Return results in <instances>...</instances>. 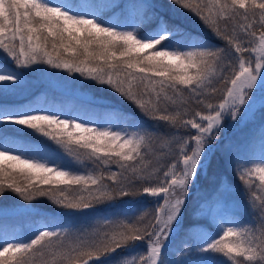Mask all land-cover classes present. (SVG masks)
Listing matches in <instances>:
<instances>
[{
    "label": "snow or ice",
    "instance_id": "1",
    "mask_svg": "<svg viewBox=\"0 0 264 264\" xmlns=\"http://www.w3.org/2000/svg\"><path fill=\"white\" fill-rule=\"evenodd\" d=\"M118 7L0 0V59L13 65L0 62V97L21 83L24 70L47 65L106 87L139 114L113 108L97 125L76 114L0 99V196L47 198L61 210L26 240L5 233L0 264H36L37 257L39 264H188L169 252L176 236V251L194 243L205 257L201 264H264V160L237 165L239 187L223 179L216 186V192L243 191L259 214L258 227L250 231L225 221L196 243L190 235L198 227L195 211L184 226L191 189L207 171L211 142L225 117L239 122L255 90L264 95V0H167V7L190 15L223 47L172 24L152 4L127 6L134 14L121 13L116 23L104 17ZM25 130L71 159L18 144L13 138ZM157 145L173 156L160 175L162 165L153 167L151 160ZM73 163L86 170L74 171ZM140 196L158 198L147 223H141L143 215L133 221L138 210L131 204L109 215L116 208L111 202ZM77 216L88 226L77 228Z\"/></svg>",
    "mask_w": 264,
    "mask_h": 264
},
{
    "label": "rangeland",
    "instance_id": "2",
    "mask_svg": "<svg viewBox=\"0 0 264 264\" xmlns=\"http://www.w3.org/2000/svg\"><path fill=\"white\" fill-rule=\"evenodd\" d=\"M51 2L58 3L60 0H51ZM133 2L134 0H75V3H115L119 5L118 8L109 9L104 13V17L112 23H116L121 17L122 6H131ZM154 2L159 3V0ZM171 9L173 10L174 8ZM127 12L128 17L131 18L134 13L133 10L127 7ZM174 16L186 21L192 27L197 26L200 32H207L201 26L186 19L180 12L175 13ZM1 61L2 59H0ZM100 88L103 87L96 86L95 82L85 80L79 74H69L61 70L52 69L47 65H34L31 69L24 70L21 83L10 89L8 94L0 97V99H6L8 102L14 104L31 103L42 108L57 111L62 115L76 114L83 117L86 121H94L97 125H102L106 119V113L109 110L103 105L104 99L108 95L97 92ZM104 89L109 90L106 87ZM109 91L112 92L111 90ZM109 102L125 104V101L117 94ZM228 120L229 127L231 126L232 129L226 131L224 128L223 131L221 130L222 133L214 140L215 143L211 142L212 149L218 140L223 137L229 138V135L232 133L230 136L231 140L226 141L227 146L225 145L226 150L223 155H232L240 160L241 165L247 167H254L256 164H260L264 160V95L261 92H255L254 97L251 99V107L242 120L239 122L232 121L229 118ZM23 133L27 134V139L23 136H20L17 140L13 138L18 144L38 148L41 153H49L53 157L62 158L65 162L71 159L62 149H59L58 146L47 138L33 133L31 130H25ZM26 154L35 155V153ZM71 167L74 171L78 172H84L86 170L84 166L74 163ZM92 167L91 164L87 165V169L89 170ZM214 171L215 175L211 179L212 182L208 188L204 187L199 192L191 189V193L195 199L190 195L187 201L184 226L187 227L191 222L192 217L190 214L195 211V222L198 224V227L190 235L195 237L196 243L200 242L201 236L207 237L214 235L219 225L225 221H235L247 227L249 230L252 225H257L259 221V214L247 207L243 201L240 193L242 191H237L236 188H230L228 191L222 189L221 192H216L217 183L221 179L218 177L219 169L216 168ZM233 176L235 177L233 182L224 179L223 181L226 185L239 187L241 182L235 174ZM197 180L193 189H196V186H198ZM258 184L259 180L254 178L253 187L255 188ZM147 201L145 196L136 197L133 200L123 198L122 201H114L112 203L116 205V208L111 209L109 215H111V212L118 211L121 208L126 209L127 205L131 204L138 210L132 219L139 220L140 216L143 215V223H147L151 218V209L153 208L155 199H151L146 203ZM45 203L51 202L47 198L25 202L10 192H6L3 196H0V239L5 237V233H7L8 239L16 238L26 240L30 238L37 226L46 219L51 218L37 213L39 208H42L39 206ZM101 207H106V205H102ZM75 220L77 228H85L89 224V221L85 217L77 216ZM179 233L183 235L181 229ZM179 239L180 237L177 236V244L170 246L169 252H175V258L177 260H186L188 264H201V261L205 257L195 250L194 243L184 247L183 251H176V247L180 246L178 243ZM137 243L142 250L144 247L143 242ZM38 258H35L36 264H39Z\"/></svg>",
    "mask_w": 264,
    "mask_h": 264
},
{
    "label": "trees",
    "instance_id": "3",
    "mask_svg": "<svg viewBox=\"0 0 264 264\" xmlns=\"http://www.w3.org/2000/svg\"><path fill=\"white\" fill-rule=\"evenodd\" d=\"M154 1H158V0H151V1L150 0H134L133 5L152 4V5L155 6V10L158 13L163 14L165 17H167L172 24L179 25L182 29H185L187 31L199 34L200 37H202L204 40L210 42L212 45L223 47V41L217 39L210 32H208V31L205 32V33L204 32H200V30H199V28L197 26L192 27L186 21H184L182 19H179V18H176L174 16L175 13L180 12V13H182V15L185 16L186 19H188L189 21H191L194 24H197V25L201 26L190 15H187V14L181 12V11H177L176 9L172 10L169 7L167 8V6H166L167 5V0L166 1L165 0H159V3H155ZM73 2L75 3V0H73ZM126 11H127V8L125 6H122V13H126L127 14ZM244 55L247 56L249 54L245 53ZM95 85L97 86V84H95ZM97 92L105 93V94L108 95L107 98L105 97L104 102H103V105H104V107H106V109H109V108L110 109H113V108L123 109L124 111H126L128 113H131L133 115H137V116L139 115L134 108H132L130 105L127 104V102H125V104L110 103L109 102L110 99H112L115 96V94L113 92H110L109 90H105L104 87L100 88V90L97 91ZM255 92L260 93L261 91L258 89V90H255ZM201 110L205 111V112L207 111L206 109H203L202 106H201ZM228 122H229V120H228V117L226 116L224 122L221 125V130L222 131H223L224 128H225L224 130H226V131L232 129L231 126L229 127ZM147 123L150 124L151 122L148 121ZM236 129H238V128H236ZM222 131H219L217 133V137L220 135V133H222ZM183 132H184V130H180L179 134H183ZM231 135H232V133L229 135V138H227V137L224 138L223 137L220 140H218L216 144H214L215 145L213 147L214 150L212 149L213 150L212 157L210 158V161L208 163L207 171H206V173L205 172H201L200 173V175L198 177V180H197L198 186H196V189L192 188V190L199 192L204 187L208 188V186L212 182L211 179L215 175V171L214 170L216 168L219 169V171H218L219 179L228 180L230 182L234 181V178H235L233 176L234 170L236 169L238 164L241 165L240 160L238 158L232 156V155H223L224 151L226 150L225 145L227 146L226 141L228 142V140H231V137H230ZM20 136H23L25 139H27V137H26L27 134H25V133H20L16 137L19 138ZM212 142L215 143L214 140ZM153 152H154V155L151 157L152 166L155 167L157 165H162V167H160L158 172L156 173L157 175H160L163 172V170L168 166L169 162H171V160L173 159V156L168 154L169 153V149L168 148L161 149L158 145L154 147ZM229 156H231V157H229ZM109 183H110V181H109ZM240 193L242 195L243 201L246 203V205L248 207V198H247V196L244 194L243 191L240 192ZM190 195L193 196L192 193H190ZM126 198H130V200L136 199V197H126ZM146 199L148 200L146 203H148L151 199H155L156 200L158 198L146 197ZM194 199H195V197H194ZM191 200H192V198H191ZM39 207H42V208H39V209L42 210L44 213H49V215H51L53 217L56 216L57 213H59L61 211L60 209H57V207L54 206L51 203H45L43 205H40ZM133 221L135 222L137 220L133 219ZM143 222H144V220L141 221V223H143ZM258 225H259V221H258L257 225H255V226L252 225L250 227V231L253 229V227H258ZM179 230L180 229L178 228L177 229L178 233H179ZM257 235H258V233H257ZM172 239L175 242L174 244H177V242H176L177 236L173 237ZM216 259L219 260V261L227 262V258L223 257L222 254H216ZM227 264H231V262H227Z\"/></svg>",
    "mask_w": 264,
    "mask_h": 264
}]
</instances>
